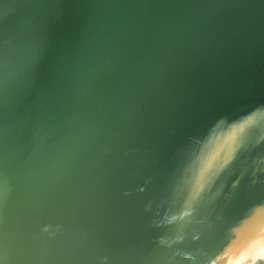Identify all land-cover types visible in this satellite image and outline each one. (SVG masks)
I'll use <instances>...</instances> for the list:
<instances>
[{"label":"water","instance_id":"95a60500","mask_svg":"<svg viewBox=\"0 0 264 264\" xmlns=\"http://www.w3.org/2000/svg\"><path fill=\"white\" fill-rule=\"evenodd\" d=\"M257 201L264 0H0V264H264Z\"/></svg>","mask_w":264,"mask_h":264},{"label":"snow or ice","instance_id":"6c2138e0","mask_svg":"<svg viewBox=\"0 0 264 264\" xmlns=\"http://www.w3.org/2000/svg\"><path fill=\"white\" fill-rule=\"evenodd\" d=\"M240 131L241 133H244V128L243 126L240 127ZM247 134L248 133H244L243 135V142L241 143L240 147L238 149H236V151L232 154V156L230 158H227L225 159L224 161V165H223V168L224 170L226 171L227 169H229L232 164L235 162V160L238 158V156L240 155L241 151H242V147L244 145V142H245V139L247 137ZM213 188L215 187V185L212 186ZM240 188V182L239 181H236L235 184H234V187H233V192H232V198L230 201H233L235 198H236V193L238 191V189ZM211 189H209L210 191ZM229 201V202H230ZM255 203H260V204H264V202H255ZM186 215H192L191 212L187 213ZM183 242V241H182ZM183 259H186V260H192V256L191 255H185L183 257Z\"/></svg>","mask_w":264,"mask_h":264}]
</instances>
